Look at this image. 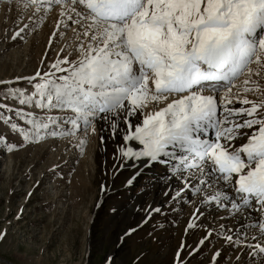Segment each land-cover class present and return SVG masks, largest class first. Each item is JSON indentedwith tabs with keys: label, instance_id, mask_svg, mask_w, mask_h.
I'll list each match as a JSON object with an SVG mask.
<instances>
[{
	"label": "snow or ice",
	"instance_id": "obj_1",
	"mask_svg": "<svg viewBox=\"0 0 264 264\" xmlns=\"http://www.w3.org/2000/svg\"><path fill=\"white\" fill-rule=\"evenodd\" d=\"M23 3L45 13L58 7L59 23L65 28L69 21L79 26L77 39L84 40L78 56L58 59L52 65L55 72L45 73L30 94L7 89L8 96L22 105L70 111L63 123L71 127L49 133L55 123L51 117L18 111L29 127L13 124L14 131L18 129L27 142H39L48 135L95 131L94 121L101 118L113 135H122V157L146 166L164 164L182 182L177 195L190 185L202 205L215 203L230 215L239 214L246 221L241 225L245 240H264V112L259 111L264 100L256 103L245 98L238 100L241 107H229L236 99L231 95L235 81L264 56V36H258L264 31V0ZM249 91L259 87L244 88ZM149 102L165 106L145 114ZM133 117L135 122L130 121ZM210 131L214 138H209ZM0 140L7 143L6 138ZM237 140L244 142L237 146ZM129 142H135L136 150ZM86 143L80 140L82 151ZM237 237L225 239L235 247L239 232ZM246 247L251 261L264 258L260 243L249 242Z\"/></svg>",
	"mask_w": 264,
	"mask_h": 264
},
{
	"label": "rangeland",
	"instance_id": "obj_2",
	"mask_svg": "<svg viewBox=\"0 0 264 264\" xmlns=\"http://www.w3.org/2000/svg\"><path fill=\"white\" fill-rule=\"evenodd\" d=\"M57 12L55 7L45 13L43 9L27 10L14 0L0 1V105L6 106L0 107V137L7 141L0 140V264H208L212 252L219 248L213 259L216 264H258L260 256L251 261L245 251L249 250L244 239L246 230L241 228L243 221L239 218L225 228L213 222V217L189 226L192 210L201 209L196 193L192 199L175 200L172 190L168 200L157 206L159 212L138 224L141 216L137 215L158 203L164 187L153 189L147 184L149 173L137 178L141 170L125 173L119 168L130 159L122 157V135H113L108 122L104 143L117 145L109 158L96 160L97 171L92 162L99 140L96 128L91 129L83 151L79 133L48 135L39 142H27L18 129H12L13 124L29 127L18 111L41 119L51 117L55 123L50 124L49 133L71 127L63 123L64 117L72 115L70 111L65 115L60 109L22 105L7 94L9 88L30 94L45 73L55 72L52 65L58 59L78 56L77 48L84 38L70 39L67 33L78 27L69 21L65 28ZM250 68L241 83L249 80L244 85L253 89L258 86L259 91H249L241 98L259 103L264 100V56L260 64L253 63ZM27 78L35 79L30 82ZM136 115L142 120L139 111ZM243 142L235 143L238 146ZM157 166L155 176L166 181L171 174L162 164ZM94 172L98 180L91 178ZM105 190L110 199L103 203L100 198ZM237 231L240 242L234 247L225 236L231 235L236 241Z\"/></svg>",
	"mask_w": 264,
	"mask_h": 264
},
{
	"label": "bare ground",
	"instance_id": "obj_3",
	"mask_svg": "<svg viewBox=\"0 0 264 264\" xmlns=\"http://www.w3.org/2000/svg\"><path fill=\"white\" fill-rule=\"evenodd\" d=\"M0 1H3V0H0ZM6 1V0H5ZM14 2L16 4H19V5H24L23 3V0H14ZM29 8H32V10L34 9V7H28L27 10ZM56 10L58 11L56 15H59V11L60 9L58 7H55ZM42 10V9H41ZM78 28L76 29V32H80L82 31V29L77 26ZM75 28V27H73ZM71 30L69 31L68 36H71L72 40L74 41H77V37L74 35V32L73 33H70ZM264 31H260L258 33V36L259 35H263ZM66 34V33H65ZM66 34V35H67ZM83 39V38H82ZM243 78V75L240 76L236 81H235V86L232 88V91H231V95L233 97H235L236 99L234 100V103L233 105H230L229 107H241V104L238 102L239 99H242L241 97L244 96L246 93L244 92V88L246 87L244 85V82L241 83L242 79ZM164 103H156V102H149L147 107L144 109V112L145 114H147L148 112H154V111H157L159 110L160 108L164 107ZM138 112V111H137ZM66 111H64L62 114H65ZM222 114V111L221 113ZM66 115V114H65ZM71 114H69L68 116H70ZM62 118V116H61ZM143 119V117H142ZM106 121H104L103 119L101 118H97L95 121H94V126L95 128L97 129V134H98V145L95 147V149L93 150V163H94V166H95V169H96V160L98 159H105L106 158H109V155L111 154V151L112 149L115 147V145H117V143L113 142V143H108V142H105L104 143V140H103V137H104V127H105V123ZM71 125L69 124L68 127H70ZM76 133H79V144H80V140L81 139H88L90 137V133H91V128L88 129L87 131V134H85V132L83 130H79L77 131ZM117 136V138L121 135L119 132L117 134H115ZM63 137V136H62ZM209 138H214V132H211L209 133ZM125 143V142H124ZM130 146H134V150H136V146H135V142H129ZM124 145V144H123ZM91 148L89 147L88 150H90ZM108 155V156H107ZM157 164L159 163H150L148 164L147 166L145 165V163L143 161H137V160H132L130 159L128 162L124 163V165H121L119 168L121 170H126V171H123L125 173H128V172H131L132 169L136 170V172H138L139 170H141L142 172L137 176V178L139 177H143L144 175H147L146 173H149V179L148 181H150V183L148 182L147 184H150V186L154 189L155 187H164V191L163 193L161 194V197H159V200L157 201L158 203L155 205V206H152L150 207L149 209L148 208H144L142 209L141 211V214L139 215L138 213V217L141 216V219L139 220L138 224H140L141 222L143 223L144 221L146 222V219H149L151 218L157 211H154V209H157L159 207H157L160 203L161 205L164 203V201L168 200V198L170 197L171 193H172V190L174 191V193L172 194V196H174V199H180V198H183V197H187L188 199H192L194 196L193 194L195 193L194 190L191 188V186L189 185L188 187H185L183 191L180 192L179 195H177V191L182 187V182H178L174 176H173V173L171 172V169L169 167H166L164 164H162L164 166V168H167L166 169V173H170L171 175H169L167 178H166V181H160V178L159 177H156L155 174H157V171L156 169L158 168ZM97 171V169H96ZM165 172V171H164ZM124 173V174H125ZM151 174H154V175H151ZM145 177V176H144ZM93 180H98L99 179V176H98V173L97 172H94L92 177H91ZM113 179H116L115 177H112ZM112 178L110 180H112ZM136 178V179H137ZM91 179V180H92ZM135 181V180H134ZM167 183V184H165ZM131 187V186H130ZM175 194V195H174ZM102 197L100 199H102L101 201H103V203H106V201L108 199H110L109 197V194H108V191L105 190V193L101 195ZM146 198L147 197V193L145 196H143V198ZM140 198V197H139ZM139 200V199H137ZM153 200V197H150L149 198V201H152ZM151 203V202H150ZM149 203V204H150ZM198 207H201V209H197V206H196V209L195 208L192 210L191 214H193L191 217H189L188 219V223H190L189 225H191V227H195L196 224H199L201 221L203 220H208L213 217L212 221L215 222L217 225H222L223 228H225L226 225L228 224H232L234 223V221H232L233 219L235 218H239L240 220L243 221V223H245L246 221L241 217L239 216V214H236L235 216L233 215H230L229 214V211H224L222 212L221 214L219 215H216L219 213V211L223 208H225L223 205H220V206H217L215 203H211V204H201L199 203ZM187 210V209H186ZM195 214V215H194ZM255 215V214H253ZM240 221V222H242ZM92 223V222H91ZM204 223V222H203ZM145 224V223H144ZM216 225V226H217ZM255 231V230H253ZM238 232V231H237ZM240 234V233H239ZM241 235V234H240ZM243 236V235H242ZM233 240H235L233 238ZM255 242V243H252V242ZM252 243L253 245L257 244V243H260L262 246H264V240H245V245H247L248 243ZM221 249V248H219ZM219 249L217 250H214L212 252V255L210 257V260H208V264H216V261H213V256L215 254L216 251H219ZM247 251V255H248V252L249 250H245ZM220 252V251H219ZM217 256V255H216ZM249 256V255H248ZM257 257V256H256ZM246 258V257H245ZM248 258V257H247ZM247 258L245 259L246 262H250L249 260H247ZM250 259V258H249ZM262 260H264V258L260 257V260H259V263L258 264H262ZM177 262V261H175ZM236 264V261L234 262ZM175 264H178V263H175ZM231 264H233V262H231Z\"/></svg>",
	"mask_w": 264,
	"mask_h": 264
}]
</instances>
